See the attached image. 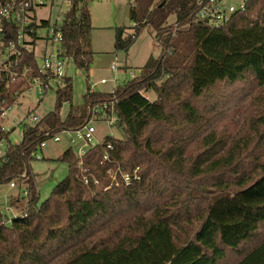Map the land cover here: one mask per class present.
Segmentation results:
<instances>
[{"label":"trees","instance_id":"16d2710c","mask_svg":"<svg viewBox=\"0 0 264 264\" xmlns=\"http://www.w3.org/2000/svg\"><path fill=\"white\" fill-rule=\"evenodd\" d=\"M196 1L133 0L132 26L115 29L114 49L126 52L149 26L160 37V55L149 56L136 77L111 93L87 86L76 107L67 76L53 110L25 126L18 144L3 134L0 185L23 183L27 195L19 215L8 221L0 213V264H264V0H248L219 28L196 21ZM48 2L32 9L34 27L54 22L37 14L58 9L60 0ZM88 2L71 0L60 25L65 54L85 73L93 57ZM38 60L34 48L23 51L19 66L37 71ZM249 72L261 89L248 101L259 106L246 127L254 141L228 135L215 92ZM21 88L22 82L0 83V118L17 104ZM149 91L156 95L151 103L142 95ZM63 104L69 108L62 118ZM112 119L119 137H104L81 160L69 143L56 159L67 175L38 205L28 168L34 149L54 135ZM134 172L139 179L124 184L121 174Z\"/></svg>","mask_w":264,"mask_h":264},{"label":"rangeland","instance_id":"374dc122","mask_svg":"<svg viewBox=\"0 0 264 264\" xmlns=\"http://www.w3.org/2000/svg\"><path fill=\"white\" fill-rule=\"evenodd\" d=\"M244 0H228L230 5L237 7ZM130 0H92L86 4L89 16L91 31L89 33L90 48L93 53L92 61L88 73L77 70L72 62H69L67 76L72 82V106L76 107L82 102V95L87 86L96 85L94 91L100 93H111L114 88L121 86L127 80L136 77L140 68L145 64L149 56L157 57L159 47H156L154 40V30L147 26L135 39L129 49L116 51L114 49V35L117 28H129L132 23L129 21ZM65 6L62 7L64 10ZM39 18L50 19L52 22L57 14L54 7L42 8L37 12ZM174 17L167 18V24L171 25ZM127 33L131 30H126ZM126 33V34H127ZM159 38V37H158ZM157 39V38H156ZM156 47V48H155ZM116 68L112 69V65ZM131 74L134 77H131ZM100 80L106 83L99 84ZM57 88L48 90L44 95L37 94L35 91L23 93L17 104L6 113L0 120L1 126L10 133L9 141L11 144H18L21 140L23 128L32 126V118L40 119L45 114L51 112L55 104V91ZM261 89L256 87L254 76L251 72L245 74L243 82L238 81L233 84H220L215 92L222 95V109L227 114L221 124L228 135H240L255 140L252 132L248 133L249 120L259 111V106L250 108L249 99ZM145 99L150 103L155 100V93L142 92ZM260 100L258 99L259 103ZM69 106L63 104L60 116L63 118ZM94 139L92 144H99L104 137L118 138L119 134L114 127L108 126L102 121H92ZM73 134L60 135V142L48 141L41 151L36 152V158L28 162L30 178L38 191V205L49 197L51 190L63 180L67 175V166L56 159L69 146V138ZM23 183L16 184L15 189H10L8 184L0 185V213L7 218L15 217L23 205L25 197L21 195ZM17 200V203L13 204ZM233 259V258H231Z\"/></svg>","mask_w":264,"mask_h":264},{"label":"built area","instance_id":"2783aa9c","mask_svg":"<svg viewBox=\"0 0 264 264\" xmlns=\"http://www.w3.org/2000/svg\"><path fill=\"white\" fill-rule=\"evenodd\" d=\"M247 1L244 0L242 4L234 7L228 3V0H197L195 19L208 27L219 28L227 24L236 13L243 12ZM44 5H49L48 0H0V83L10 85L22 82L23 88L21 89H24L25 93L35 91L40 95H44L52 88L63 85L67 77L68 64L71 62V58L65 54L63 35L60 30L63 15L71 8V0H60L54 22L42 27H34L32 25V9ZM63 6H65L64 10H62ZM129 7L134 8L133 0H130ZM187 27H189V24L174 25L172 31ZM11 30L15 31V39L13 40L9 39L12 33ZM154 41L156 47H159V56L161 51L160 37L154 38ZM33 48L39 57L37 71L29 64L19 66L22 52L30 51ZM111 68L115 69L116 64L114 63ZM131 77H134V75L131 74ZM105 83L104 80L99 82L101 85ZM95 86H89L90 92L94 91ZM112 102H115V100ZM112 105L110 104V107ZM10 110H2L0 119L5 117ZM31 120L35 123L38 119L33 117ZM113 122L112 119L107 125L110 126ZM6 132L0 124V158L5 156L7 150L6 139L3 137ZM94 132L91 122H88L79 130L62 132L49 138L48 141L56 143L60 140V135L73 134L74 136L69 139V143L74 146L76 155L81 160L88 148L101 144H92ZM48 141L39 144V147H36L30 156L36 158V152L45 147ZM107 148L110 147L107 146ZM102 160H108L107 155H104ZM80 165L81 161L78 162L79 168ZM117 171L120 170L117 169ZM22 177H25V174ZM121 178L124 184H128L133 179H139L135 172L132 177L121 174ZM83 183H88L85 177ZM15 186L14 182L9 183L10 188ZM22 195L24 197L27 195L26 190Z\"/></svg>","mask_w":264,"mask_h":264},{"label":"crops","instance_id":"0c3cea01","mask_svg":"<svg viewBox=\"0 0 264 264\" xmlns=\"http://www.w3.org/2000/svg\"><path fill=\"white\" fill-rule=\"evenodd\" d=\"M58 142H60V140L58 141ZM58 142H56V143H58ZM44 148V147H43ZM42 149V148H41ZM41 149H40V151H41ZM33 179V178H32ZM10 188V187H9ZM16 188V186L14 187V188H10V189H15ZM22 189V192H21V195H22V193L24 192V190L26 189V186H25V184H24V187L23 188H21ZM37 190V189H36ZM15 203H17V200H15L14 201V203L13 204H15ZM21 209H22V207L20 208V210L18 211V214H16V216L17 215H19L20 213H21ZM2 214V213H1ZM4 217H5V219L6 220H10L9 218H7L4 214H2ZM12 219V218H11Z\"/></svg>","mask_w":264,"mask_h":264}]
</instances>
